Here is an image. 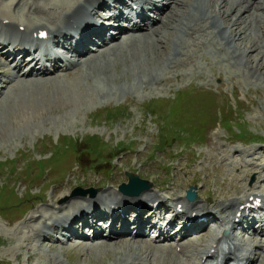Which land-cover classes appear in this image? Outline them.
Returning <instances> with one entry per match:
<instances>
[{"label":"bare ground","instance_id":"bare-ground-1","mask_svg":"<svg viewBox=\"0 0 264 264\" xmlns=\"http://www.w3.org/2000/svg\"><path fill=\"white\" fill-rule=\"evenodd\" d=\"M27 1L21 0L24 4ZM40 1L43 0H33L30 6L33 11L32 17L45 16L51 19L52 25L40 19L33 21L32 17L29 20V17L21 19L11 16L4 13L0 7V62L2 63L0 65V122L10 121L11 125L8 124L11 128L13 127L14 132H19V136L20 132L25 131L26 128L29 129L31 122L44 123L47 120V112L50 110L58 111L62 119H68L77 116V112L86 110L99 101L98 96L101 97V94L105 97L108 88L102 90L100 87L105 85L102 75L109 77L106 79L108 85L116 83L120 90L127 88L120 85L123 82L122 78L127 75V72L133 77L134 73L139 74L142 69L145 70L148 66L147 60L151 61L154 54L158 56L162 45L165 47L164 39L171 35L169 31L174 32L175 39L170 40L172 35L168 37L169 55L163 58L162 64L165 67L161 69L165 73L167 71L170 79L179 80L180 77L191 75L195 71L200 72L195 78L201 79L205 77L206 68L212 72L210 68L217 64L220 70L225 69L227 72L231 66L247 68L248 72L245 74L248 77L264 81V0H172L169 6H160L156 0H54L56 3L53 2L54 4L47 7L45 4V6L40 5ZM104 4V8L112 5L116 8L106 18L110 20L113 18L119 24L118 30L125 34L123 39L122 35L119 38L113 36L112 31L102 23V20L96 18V10ZM153 9L163 13L160 23L150 19L149 12ZM120 21L128 23L130 30L134 29L133 34H128ZM149 24L151 26L147 28ZM44 33L47 34V40H39ZM93 42L98 45L95 50L97 53H93L89 47ZM47 43L55 47L62 46L79 59L67 58L63 69H60L58 60L64 57L56 56L57 61L55 60L52 68L48 69L38 54L40 49L35 55L30 53L31 50L38 49ZM173 45L176 47L173 48ZM19 52L29 53L31 57L20 58ZM53 53L55 49L51 56ZM104 55H106L105 59L102 57ZM120 60H124L125 65H129L130 61V67L135 72L133 73L131 68L125 70L124 67L125 74L119 75L120 78L117 80L109 75L111 65L108 64L112 63L115 67ZM201 60L205 61L206 65L201 64ZM151 62L153 67L159 70L160 67H157L159 63ZM38 63L42 64L39 72L36 71ZM29 67L30 74L25 76L24 72ZM158 70L152 72L155 73ZM159 73L137 81V86L148 90L152 84L161 85L167 78L158 75ZM69 75L76 79L71 81L63 79ZM45 77H53V80L47 81V84L52 85L48 91L50 95L43 96L38 90L42 87L40 82L46 84L40 79ZM71 77H68L69 80ZM127 84L131 89L132 84L129 81ZM126 90L128 89L123 91ZM8 124L0 128V140L3 138L2 135L6 137L10 133ZM258 151L261 152V157L257 159L259 164L247 160ZM233 153L241 159L238 160V167H234V169H243L241 174H231L232 167L228 165L227 170L223 168L222 170L227 173V177L237 183L238 190L235 193L228 190L222 197L220 194V198H214L213 195L201 197L199 194V198L202 199L200 204L186 203L184 196L179 195L183 190L167 195L165 189L164 191L160 189V192L164 193L162 195L157 191H147L137 200H130L124 194L110 193V191L96 198L90 197V194L88 196L80 194L71 196V200H67L70 197L62 195L60 197L62 200L67 197L64 201L60 200L58 203L51 201L52 204L49 206L55 210L47 219L48 222L39 209L35 212L33 210L26 221H33L32 226L33 223L38 225L41 220L44 221L40 230L34 231L37 236L35 240L38 238L42 240L37 242L40 247L49 246L48 249L53 254H57L60 249H64L61 253H65L77 248H86L85 244L89 238L85 233L86 230L82 228L88 226L92 230L94 240L92 247L87 249L93 251L94 247H105V244L107 247L119 249L114 251L120 253L126 245L128 250L126 254L131 255L133 248H137L138 260L135 258L132 260L135 256L133 254L130 258L132 264H215L213 261H217L218 258L220 260L216 264H238V262L264 264V237L262 239V234L254 230L255 222H264V213L261 215L249 213L259 199L260 208L264 212V150L253 149L251 153L246 154L240 149H235ZM250 166L259 177L258 183L253 187L247 184ZM61 190L63 188H59V191ZM224 196L231 198L225 200ZM142 201H145L144 204L149 203L150 213L139 212L133 223L136 224L135 236L131 234L127 236L131 228L123 221L126 217L124 210L127 211V208L131 209L133 205H139ZM62 202L65 203L62 204ZM33 206L34 209L35 205ZM165 212H170L172 216L168 219L167 231H163L166 243L162 245L158 240H148V236L152 232L162 231L159 225L156 227L157 224L153 218L156 217L159 220L166 215ZM198 216L203 220L198 222ZM98 219L104 220V228L108 232L106 238H103L102 230L96 223ZM81 223H83L82 226ZM242 223L247 224V229L241 232L246 235L238 237L233 230L236 225L239 226ZM177 224L180 225V231L175 234ZM210 225L212 227H209ZM224 226L226 227L223 228ZM61 230L71 236H81L83 242L70 245L68 238L67 248H59L52 237ZM226 230L231 233L222 241ZM250 231L253 232L250 233ZM27 249L32 250L29 247ZM178 249L180 250L177 254ZM257 249L263 251L259 257L252 253V250ZM32 255L37 257L35 252ZM84 255L89 256L86 253ZM120 258L119 263L127 262L126 256ZM31 259L32 256L29 255L28 260ZM57 261L58 264L63 262L62 259Z\"/></svg>","mask_w":264,"mask_h":264},{"label":"rangeland","instance_id":"rangeland-1","mask_svg":"<svg viewBox=\"0 0 264 264\" xmlns=\"http://www.w3.org/2000/svg\"><path fill=\"white\" fill-rule=\"evenodd\" d=\"M32 2L33 0H28L24 4L21 0H0V7L4 13L21 19L29 17L30 20L33 14L30 8ZM53 2L56 3L54 0H43L40 5L45 4L47 7L54 4ZM170 2L164 1L165 4ZM99 10L100 8L96 10V14L103 13ZM32 18L33 21L40 19L46 24H53L45 16ZM112 32L118 34L117 28ZM169 33L173 36L170 40H174V32ZM168 37L164 39L166 44L165 47L162 45L160 54H154L151 58V61L159 63V70L148 60V66L139 74L134 73L130 61L129 65H125L124 60H120L116 68L109 63V75L115 79L118 80L119 75L125 74L124 67L125 70L131 68L135 76L132 77L127 72L120 83L127 88L120 90L116 83L108 85L106 79L109 77L102 75L106 86L100 87L102 90L108 88L105 97L102 94L101 97L98 96L99 101L86 110L77 112L74 118L62 119L60 112L58 115V111L50 110L46 115L47 120H43L44 123L31 122L29 129L26 128L30 131H22L20 136L19 132H14L13 127L11 128L10 121H1L3 124L0 122V128L10 123V133L6 137L2 135L0 140V163H3L0 170V264H58L57 260L62 257L69 264H123L118 262L121 256H126L125 264H132L130 258L133 254L135 256L132 260H138L137 248H133L129 255L126 254V245L120 253L114 251L119 249L104 244L105 247L96 246L93 251L87 249L90 248L87 246L65 253H61L64 249H60L57 254H53L49 251V246H46L47 249L42 248L35 240L37 236L34 231L40 230L44 221L41 220L39 226L34 223L32 226L33 221H26L39 209L48 222L47 219L55 210L49 206L51 201L58 203L62 200V195H68L70 199L67 200H71L77 189L87 192L94 190L96 197L106 194V191L119 193L118 186L128 183L125 175L128 171L137 172L139 178L150 181L152 186L173 185L164 188L167 195H172L177 190L184 191L190 185L199 187L202 197L213 195L214 198H220L219 195H225L228 188L232 193L238 190L237 183L227 177V173L223 177H217L224 173L221 166L216 174L208 161L213 158V150L217 154L221 147L220 162L225 159L222 163L234 168L238 167V160H241L235 153H231L235 148L246 153L251 149H264V81L248 77L245 74L248 72L247 68L231 66L228 69L229 74L225 69L220 70L217 64L210 68L212 72L206 68L205 77L201 79L195 78L200 74L199 71L180 77L179 80L170 79L167 71L165 73L161 69L165 67L162 64L163 58L169 55ZM130 59H133L132 55ZM204 62L201 60L203 65ZM154 70L158 71L154 73ZM157 73L167 78L161 85L152 84L148 90L137 86L140 80ZM71 76L63 79H76ZM40 79L46 84L40 82L44 89L41 87L39 93L41 91L43 96L50 95L48 91L52 85L50 82V85L47 84V81L53 80V77ZM128 81L132 84L131 89ZM124 89L128 90L123 91ZM178 101L183 104L177 103ZM158 103L162 105L160 113ZM218 105L221 107L220 111L217 110L220 109ZM220 121L225 127L218 123ZM181 128L185 129L183 134ZM237 135L249 138V143L251 141L259 144L240 145L235 140ZM165 138L170 143V149L159 151V148L166 146ZM187 139L190 141H185ZM259 153L254 158H258ZM250 159L252 158L248 160ZM239 169H234L232 174L235 171L239 173ZM248 181L251 186L257 183L255 173L248 174ZM59 188L63 190L59 191ZM230 198L224 196L225 200ZM27 247L32 250L28 251ZM33 252L37 257H33ZM256 252L261 254V251ZM29 255L32 256L30 261ZM64 262L68 264L65 260Z\"/></svg>","mask_w":264,"mask_h":264},{"label":"water","instance_id":"water-1","mask_svg":"<svg viewBox=\"0 0 264 264\" xmlns=\"http://www.w3.org/2000/svg\"><path fill=\"white\" fill-rule=\"evenodd\" d=\"M130 177V185L126 186L124 185L122 187V191L125 194L128 195H139L143 190H146L149 188V184L145 181L140 180L136 175L133 174H128ZM81 193V192H80ZM188 198L190 200H195L196 199V194L193 193L192 191L189 192Z\"/></svg>","mask_w":264,"mask_h":264},{"label":"trees","instance_id":"trees-1","mask_svg":"<svg viewBox=\"0 0 264 264\" xmlns=\"http://www.w3.org/2000/svg\"><path fill=\"white\" fill-rule=\"evenodd\" d=\"M166 138H167V137H166ZM166 138L164 139V143L167 145V142H166L167 139H166ZM95 146H96V145H94L93 147L95 148ZM163 148H164V147H163ZM165 148H166V146H165ZM0 208H2V206H1Z\"/></svg>","mask_w":264,"mask_h":264}]
</instances>
